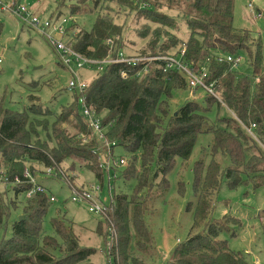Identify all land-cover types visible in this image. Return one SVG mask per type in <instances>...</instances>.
<instances>
[{
  "label": "trees",
  "instance_id": "16d2710c",
  "mask_svg": "<svg viewBox=\"0 0 264 264\" xmlns=\"http://www.w3.org/2000/svg\"><path fill=\"white\" fill-rule=\"evenodd\" d=\"M87 1L78 0L81 5ZM91 2L107 10L97 16L90 30L75 23L68 27L69 31L77 30L72 38L77 52L92 59H104L117 57L119 52L177 56L184 48L183 60L187 64L195 69L208 67L206 82L214 84L218 97L206 89L193 88L181 70L164 71V62L157 60L148 65V71L143 70L145 62L138 66L122 62L105 65L85 90L75 93L74 102L65 105L53 122L46 118L50 112L35 94L30 96L31 105L23 111L0 103V165L6 168L3 176L7 181L1 179L0 183L12 186L15 198L21 192L27 196L32 185L12 180L15 176L24 177L26 169L35 176L37 165L60 167L68 181L74 183L64 169L67 160L71 161L70 169L80 163L93 171L100 184L104 183L106 171L94 153L98 141L81 112L79 100L83 97L86 105L102 117L107 139L130 153L122 177L126 183L135 180L130 193L111 190V210L104 220L108 229L101 222L97 229L105 240L110 237L104 250L108 264H155L159 254L147 220L148 202L162 197L170 187L169 175L180 162L191 158L200 136L207 133L211 140L191 168L194 197L187 206L193 212V225L187 239L178 242L163 264H250L243 253L232 250L228 240L220 236L225 232L234 235L232 224L238 220L231 214L215 219L213 211L224 181L230 188L264 185L261 42L247 29L234 25V0ZM113 4L118 10L135 11L146 19L139 34L144 41L140 49L125 44L124 26L115 21L113 12H117L112 10ZM81 5H71L73 13H78ZM172 10L177 13L172 14ZM178 22L188 27L187 38L172 31L179 28ZM110 38L114 39L113 46L108 44ZM241 52L246 53V61L253 68L252 75L257 79L254 86L249 75L240 76L226 58L219 60V56L240 57ZM193 89L205 91L204 102L189 99L172 112L173 92ZM214 105L217 114L213 118ZM222 109L229 115L222 114ZM252 124L255 126L251 134L247 128ZM37 126L46 131V139L39 137ZM54 176L70 184L62 175ZM114 177L107 175L109 187ZM177 190L180 194L185 192L184 179L179 180ZM5 194L0 190V226L11 215V208L17 207V201L9 200ZM27 198L24 217L12 221V235L0 242V264H95L91 259L95 249L82 246L73 221L66 215L57 212L50 219L51 233L44 226L54 202L51 194L37 192Z\"/></svg>",
  "mask_w": 264,
  "mask_h": 264
},
{
  "label": "rangeland",
  "instance_id": "374dc122",
  "mask_svg": "<svg viewBox=\"0 0 264 264\" xmlns=\"http://www.w3.org/2000/svg\"><path fill=\"white\" fill-rule=\"evenodd\" d=\"M5 1H17L19 4H24L31 12L44 20L51 19L57 24L64 22L68 27L75 23L85 30H90L97 16L107 10L95 5L91 0L83 5L79 4L78 0ZM234 3V25L237 28L247 29L253 38L261 42L262 74H264V0H234ZM250 4L253 6V11ZM71 5L73 7L81 5V10L78 13H73ZM111 7L117 12H113L115 21L124 26L122 38H124L125 44L127 43L130 48L140 49L144 45V41L139 34L144 30L146 19L142 15L137 16L135 11L124 8L118 10L114 4ZM171 13L176 14L177 11L172 10ZM0 23V103L14 111H23L31 105L30 96L35 94L39 97L38 102L50 112L46 118L53 122L55 116L60 113L65 105L74 102L76 92L68 88L73 74L79 80L89 83L98 75L99 70L96 68L79 69L75 60H71L69 65L63 64L59 53L46 36L34 27L29 28L22 25L19 19L9 12L0 10ZM172 31L178 36L187 38L189 29L186 25L179 23V28H172ZM240 58L243 61H239L236 72L240 76L249 75L254 86L257 79L252 75V66L246 61V53L241 52ZM193 90H175L170 101L171 111L175 112L189 99L196 98L203 103L205 91L202 89ZM211 112V116L216 117V105L213 106ZM221 112L229 115L225 109H222ZM37 131L40 138H47V133L42 127L37 126ZM210 140L211 136L207 133L200 136L191 158L184 163L183 161L180 162L169 175L170 187L164 191L160 199H151L148 202L150 212H148L147 220L151 224L156 238L159 254L155 264H163L178 242L187 239L193 225V212L187 206L194 197L191 168L194 162L202 156L204 153L202 149L208 146ZM129 154L123 147L116 146L114 158L110 162L113 164L121 156L127 160ZM70 164L71 161L67 160L64 163L65 168L64 166L63 168L74 179L76 187L81 188L83 185L102 183L86 166L77 163L74 169H70ZM1 165H3L5 172L4 164L1 163ZM125 166H119L115 171H110V174L115 173L112 187H109L107 172H105L104 183L100 184L102 186L100 197L105 205L110 204L109 190L123 189L126 193H130V188H132L135 180L132 179L126 183L122 177ZM138 167H140V163ZM1 179L7 182L3 175H0V181H2ZM35 179L45 185L50 193L57 197V200L51 204L49 214L44 222L48 232H52L49 221L57 212L66 215L68 219L73 221L82 246L95 249L96 252L91 258L92 261L95 264H108L109 261L104 250L107 241L110 242V237H107L106 241L105 237L97 232L100 222L104 224L105 229H108V225L104 222V213L91 211L89 202L73 201L69 184L64 179L54 175L48 176L45 167L42 165H37ZM180 179L185 181L183 194L177 190ZM4 183H0V190L6 193L5 196L9 200L15 199L17 207L11 208V215L0 226V242L12 235L11 223L18 216H22L23 207L28 200L25 193L22 192L18 198H15L12 186L7 185L5 187L6 184ZM219 190L213 217L221 219L225 214H231L238 220L237 224H232L235 234L231 235L225 232L220 235L221 239H227L229 247L234 251L243 253L250 264H255V258L258 259L259 264H264L263 221L260 220L264 216V185L258 188H253L251 184L230 188L224 181Z\"/></svg>",
  "mask_w": 264,
  "mask_h": 264
},
{
  "label": "built area",
  "instance_id": "2783aa9c",
  "mask_svg": "<svg viewBox=\"0 0 264 264\" xmlns=\"http://www.w3.org/2000/svg\"><path fill=\"white\" fill-rule=\"evenodd\" d=\"M251 5V9L253 11V6ZM0 10H3L4 12H9L13 16L17 17L19 21L22 23V25H25L29 28L34 27L36 30H38L40 33H42L44 36L47 37L48 40H50L51 44L55 47L57 52L60 55L61 61L63 64L69 65L71 63V60H75L77 62L78 68H86V69H93L96 68L98 70H103L105 65L111 64V62H122V63H128L132 64L134 66L140 65L142 62H145L143 66L144 71H148V65L154 61L162 60L164 62V71H167L168 69H178L183 71L187 78L188 82L193 88H203L204 90H208L210 93H212L214 96L218 97L216 92L214 91V84L206 82V77L208 75V67L203 66L201 68H193L187 62L183 60L185 49L182 48L180 51V55L175 56H164V55H157V56H150V55H138V54H129L124 52H119V55L117 57H106L104 59H92L89 58L80 52H77L73 47V37L77 34V30L69 31L68 26L63 23H54L51 19L44 20L40 16L34 14L31 12L24 4H19L17 1L8 2L5 0H0ZM108 44L114 45V39L110 38L108 40ZM227 59L229 62L233 64L234 67L238 66V63L240 61V57L238 56H232V55H226L225 57L219 56V60ZM126 73L123 72V76H125ZM88 86L87 82H84L82 80H79V78L73 74V78L69 81L68 88L71 90H74L75 92L81 93V91L85 90ZM82 102L81 112L82 115L85 117L88 125L91 128V132L94 138L98 141L97 148L94 149V153L98 154L99 160L101 162V167L108 173L109 176H115L114 174H110V171H115L117 167L119 166H125L128 164L127 160L124 157H120L119 160L114 161L113 164H111L110 160L114 158V152H115V141L111 142L107 139L105 133H106V126H102V117L99 116L98 113H96L95 110L92 108H89L83 97L80 98ZM109 125L108 127H110ZM255 124L251 125V128H247L248 131L252 134V129L254 128ZM84 140H87L84 138ZM46 174L48 176L59 174L62 175L63 178L68 179L66 173L62 168H56L55 166L52 167H46ZM0 174L4 175V169L2 165H0ZM24 177L15 176V178L12 180L14 183H20L21 182H28L32 185V187L27 191V196H31L34 193L37 192H46L50 193V191L47 189V187L41 183L38 182V180L35 179V176L30 172L29 169H26ZM6 179V178H5ZM70 183V189L72 194L73 201L76 202H89V209L93 212L97 213H104L105 217L108 215L109 211L111 210V206L105 205L102 201L101 190L102 186L90 184L87 186H82L81 188L76 187L75 183H71V181H68ZM110 194V197L112 196L111 190L108 191ZM57 197L55 195L51 194V201H56ZM260 220H264V216L260 218ZM112 231V228L110 229ZM110 244V242H109ZM255 264L258 263V259H254Z\"/></svg>",
  "mask_w": 264,
  "mask_h": 264
},
{
  "label": "water",
  "instance_id": "95a60500",
  "mask_svg": "<svg viewBox=\"0 0 264 264\" xmlns=\"http://www.w3.org/2000/svg\"><path fill=\"white\" fill-rule=\"evenodd\" d=\"M243 61V60H242ZM24 217V215L20 216L19 219H22Z\"/></svg>",
  "mask_w": 264,
  "mask_h": 264
}]
</instances>
